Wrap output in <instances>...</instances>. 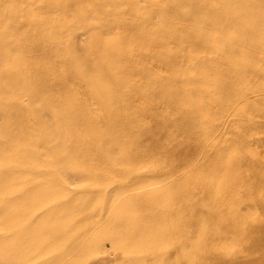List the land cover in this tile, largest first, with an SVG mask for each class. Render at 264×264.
<instances>
[{"label":"rangeland","instance_id":"rangeland-1","mask_svg":"<svg viewBox=\"0 0 264 264\" xmlns=\"http://www.w3.org/2000/svg\"><path fill=\"white\" fill-rule=\"evenodd\" d=\"M226 7L243 19L222 25ZM196 108L214 138L190 121ZM109 111L146 164H111L89 139L105 136ZM197 152L190 176L157 194L166 219L157 201L114 204L103 182L146 181ZM212 163L223 175L211 181ZM206 182L234 189L215 200L239 206V228L196 222ZM219 230L234 232L214 239ZM214 243L264 264V0H0V264H185L198 253L197 264H223L201 259Z\"/></svg>","mask_w":264,"mask_h":264},{"label":"bare ground","instance_id":"bare-ground-1","mask_svg":"<svg viewBox=\"0 0 264 264\" xmlns=\"http://www.w3.org/2000/svg\"><path fill=\"white\" fill-rule=\"evenodd\" d=\"M221 18H222L221 24L222 25L226 24L229 27L232 26V23L234 20L243 19L242 16L234 17L231 13V8H229V7L228 8L226 7L224 10H222ZM251 41L252 40L248 38V44L247 45L252 44ZM245 42H246V39L244 40V43ZM244 43H243L242 38H241V39L235 40V41L232 40V42L230 44L233 46V48L235 47L238 51H240V50L245 49ZM216 47H218V46H216ZM223 50H225V49H223ZM239 97H241V96L239 95ZM199 112H201V111L198 108H196L193 111L191 118H190L191 122H193V123L195 122L198 124H199V121L202 122V118L199 120L198 116H197V114H199ZM107 115H109V117H111L112 119H109L110 121L105 122L101 127V130L103 132H105V136H94V137L89 138V139L93 140V142H96L97 143L96 145L104 151V154H103L104 157L103 158L108 160L111 164L112 163L122 164L123 162L128 164V165L130 163H132V164L137 165V166H140L142 164H146L145 159H143L140 156H137L136 154H134L132 152L133 150H131L135 146L134 144L136 141V132L133 130L131 131V130L127 129L126 127L119 126V124H118L119 119H118L116 113L109 111L107 113ZM203 118H205V117H203ZM141 119L142 120L144 119V121H145V118H141ZM89 123L91 124V122H89ZM84 127H85V125H84ZM86 129L87 130H96L97 128L95 126H91L90 128H84V130H86ZM76 131L78 132L79 130L76 129ZM200 131L203 132L207 136L208 139L214 138L217 135L215 126L213 124H209V122H206V123L202 122V126L200 127ZM128 133H130V137H128ZM126 137L128 138V140L126 139ZM148 137L152 138L151 133L148 135ZM207 144L208 143H206L205 141L200 142L197 144L196 147H199V146H205L206 147ZM226 145L229 146L230 148L232 147L231 142L226 143ZM114 147L115 148L117 147L119 149V151L117 153L114 152V150H113ZM204 150H205V148H204ZM223 150L227 151L228 148L225 146L223 148ZM201 153L202 152L188 154L189 155L188 158L181 160L179 162H169V165L164 170H162L159 173L153 174L154 175L153 178L147 179L146 181H137V182L130 183L127 185H119L118 183H115V177H110L112 179H108V180L106 179V180H103V182H105V184H109L110 181H112V187H111L112 189L111 190L112 191L115 190V192L117 194L115 200L113 201L114 204H116L117 202H115V201L119 200L120 197H122V196H123V198L121 200L130 198V197H141L142 199H149V200L157 201V203L159 205L155 206L154 211H156V213H158L162 219H166L163 216L164 214L162 212L163 211L162 203H161V201H159V199H158L159 195H157V194L161 192L160 189L163 190L162 191L163 193H166L167 190L176 186V184L178 182H180L181 179H184L186 176H190L195 165L197 164L196 158L198 157V154H201ZM219 157L225 159V155L223 153H221L219 155ZM221 162H222V160H216L215 161V163L217 165ZM211 165H212V168L207 169L206 175H207V179L212 181L217 175H219V174L223 175V172L220 170H217L214 167L213 163ZM235 166H236V164L233 166V168H235ZM223 171H224L225 175L229 173L225 170H223ZM159 184H161V186H160L161 188H158V190H157L155 187ZM198 190L201 193V195L204 197V200H200L197 202V205H198L199 211H200V215H201V213H202V215L196 217V222L199 223V220H201V218L203 216L211 215V216H213L212 219L213 220L216 219V221L218 223H220V222L223 223L224 221H226L225 226H228L229 229H233V227H238V228L240 227V225L242 224V221L238 220V219L233 220V217L235 215H237L240 211L239 206L237 207L236 205H233V206L231 205L232 207H226V206H222L220 203H217L215 200L216 197L221 196L220 193H222V195L224 197H226V195H228L229 192L231 190H234V189H231L230 187H228V188H225V190L223 192H221V191L217 190L216 187L214 188L213 186H211L210 184H208L206 182ZM20 195H21V193H20ZM170 199L168 201H170V203L171 202L174 203V200L177 199L176 195H175V197L170 198ZM121 200H119V201H121ZM130 201H134V199H132ZM165 201H167V200H165ZM113 203H112V205H113ZM110 205H109V207H110ZM111 209L112 208H110L108 210H111ZM18 212H20V211H18ZM151 212H153V211H150L149 213L152 214ZM10 213H11V215H9V213L7 214V212H4L3 219H7L9 217L15 216L16 212H10ZM106 213H108V211ZM203 214H205V215H203ZM155 217H158V216H152V217L148 216L149 219H152L151 222L154 221ZM106 218H107V216H106ZM177 218H179V220H181L179 215H177ZM217 222H216V224H217ZM98 225H100V224H98ZM225 232H234V230H219L216 232V234H212V237L214 239H221L225 235V234H223V235H221V234L225 233ZM159 237H160L159 239L162 241V240L167 238V235H164V236L161 235ZM193 246H196V244H194ZM204 247L207 248L206 246H204ZM213 250H212L213 252L212 251L204 252L203 258H201V259L205 260L206 259L205 257H211V256L212 257L215 256L216 258L220 257V256L221 257L225 256L226 259H225V262L223 264H260L258 262H251L252 260L249 257L246 258V260H244V261H238V262L236 260L234 261L233 260V254L235 252L234 250L232 252H229L227 249H224L215 243L213 244ZM246 250L250 251L251 249H246ZM204 255H205V257H204ZM199 256H201L200 253L193 255V256H189L188 258L185 259V264H197L198 261H200ZM194 258L198 259L196 263L192 262L194 260Z\"/></svg>","mask_w":264,"mask_h":264}]
</instances>
